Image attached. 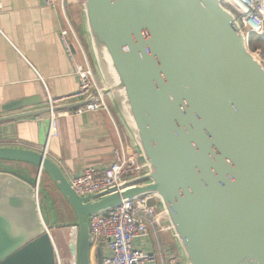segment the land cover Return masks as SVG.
I'll use <instances>...</instances> for the list:
<instances>
[{
    "label": "water",
    "instance_id": "95a60500",
    "mask_svg": "<svg viewBox=\"0 0 264 264\" xmlns=\"http://www.w3.org/2000/svg\"><path fill=\"white\" fill-rule=\"evenodd\" d=\"M79 2L104 93L146 172L80 195L45 151L13 143L23 115L0 110V264H56L42 178L7 162L47 174L75 213L71 264L93 263V215L149 194L186 264H264V66L236 15L220 0Z\"/></svg>",
    "mask_w": 264,
    "mask_h": 264
},
{
    "label": "crops",
    "instance_id": "0c3cea01",
    "mask_svg": "<svg viewBox=\"0 0 264 264\" xmlns=\"http://www.w3.org/2000/svg\"><path fill=\"white\" fill-rule=\"evenodd\" d=\"M66 12L84 47L89 50L83 5L79 0L70 3ZM62 26V13L46 6L45 0H0L1 115H23L15 122L17 133L13 143L35 151H45L71 181L87 168H107L113 160L114 150L119 146L120 137L128 139V134L112 104L110 113L97 111L78 114L77 106L59 111L58 135L48 140L51 118L50 112H45V109L49 108V99L58 101L56 106L77 102L64 99L72 97L79 87L71 59L61 41ZM91 59L96 79L103 86ZM4 166L28 177L38 171L36 167L20 162H7ZM41 177H45V187H49L45 191L48 189L59 193L47 174L43 173ZM51 208L49 204L50 221L54 214ZM134 245L146 252L160 253L164 262L175 260L177 264H186L171 231L138 239ZM107 253L105 247L104 255ZM92 264H99L96 257Z\"/></svg>",
    "mask_w": 264,
    "mask_h": 264
},
{
    "label": "built area",
    "instance_id": "2783aa9c",
    "mask_svg": "<svg viewBox=\"0 0 264 264\" xmlns=\"http://www.w3.org/2000/svg\"><path fill=\"white\" fill-rule=\"evenodd\" d=\"M75 1L78 0H45L46 6L62 13L63 26L60 37L71 59L73 74L79 83L78 91L64 100L83 101L93 96L94 99L80 106L77 113H110L109 98L104 93V87L98 83L87 50L67 16V6ZM220 1L236 15L247 39H250L251 35L264 36V0ZM253 54L264 66L262 54L259 51ZM57 103L58 101L49 99L51 127L48 140L58 135L57 120L61 112L53 110ZM145 172L146 166L129 137H120L119 146L114 150L113 160L107 168H87L74 177L71 184L78 194L89 196L119 187L127 180L143 176ZM39 174L41 176V173ZM90 229L94 237L93 258L96 257L97 246L101 242L106 243L108 253L104 255L103 264H177L175 260L164 262L160 253L146 252L134 245L138 239L156 236L158 232L171 229L155 195L149 194L123 202L117 207L93 215L90 219Z\"/></svg>",
    "mask_w": 264,
    "mask_h": 264
},
{
    "label": "rangeland",
    "instance_id": "374dc122",
    "mask_svg": "<svg viewBox=\"0 0 264 264\" xmlns=\"http://www.w3.org/2000/svg\"><path fill=\"white\" fill-rule=\"evenodd\" d=\"M86 50H87L88 56L92 63V59H91L92 56H91L90 49L88 50L86 48ZM257 51H259L262 54L261 49ZM38 176L39 174L37 171L34 175H32V178L34 179ZM41 178H42L41 190H46L48 186L45 187L46 183L43 180L45 179V177H41ZM48 192L52 199L51 212H54L55 214V216L53 214V217H52V219L55 221L54 224H52L49 219V222L51 224L48 223V226H49L50 234L55 244L56 264H59V263L71 264L72 257L69 252L68 246H69V243L73 240V237L76 233L74 229V222L76 221V216L73 210L68 206V204L62 198L61 194H59L55 190H50ZM41 197H42V194H41ZM50 225H52V227H50Z\"/></svg>",
    "mask_w": 264,
    "mask_h": 264
},
{
    "label": "trees",
    "instance_id": "16d2710c",
    "mask_svg": "<svg viewBox=\"0 0 264 264\" xmlns=\"http://www.w3.org/2000/svg\"><path fill=\"white\" fill-rule=\"evenodd\" d=\"M249 47L252 52L262 50V56L264 57V36L251 35L249 39ZM3 169V167H2ZM39 174V171H38Z\"/></svg>",
    "mask_w": 264,
    "mask_h": 264
}]
</instances>
